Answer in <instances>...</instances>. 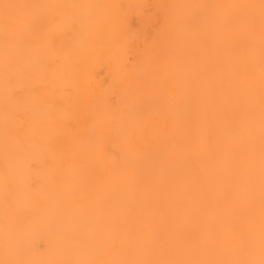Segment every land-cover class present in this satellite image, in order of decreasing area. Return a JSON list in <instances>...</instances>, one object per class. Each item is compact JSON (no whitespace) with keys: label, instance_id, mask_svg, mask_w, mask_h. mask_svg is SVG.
<instances>
[{"label":"bare ground","instance_id":"bare-ground-1","mask_svg":"<svg viewBox=\"0 0 264 264\" xmlns=\"http://www.w3.org/2000/svg\"><path fill=\"white\" fill-rule=\"evenodd\" d=\"M0 264H264V0H0Z\"/></svg>","mask_w":264,"mask_h":264}]
</instances>
